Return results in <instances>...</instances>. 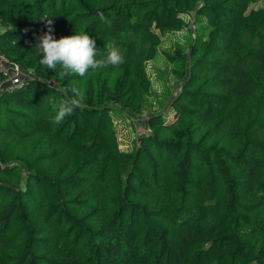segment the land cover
Returning <instances> with one entry per match:
<instances>
[{"label":"trees","instance_id":"obj_1","mask_svg":"<svg viewBox=\"0 0 264 264\" xmlns=\"http://www.w3.org/2000/svg\"><path fill=\"white\" fill-rule=\"evenodd\" d=\"M260 1L0 0V53L29 75H0V264H264ZM191 25L174 122L122 150L115 113L144 112L149 62ZM49 27L124 62L61 78L35 48ZM72 88L83 108L53 124Z\"/></svg>","mask_w":264,"mask_h":264},{"label":"rangeland","instance_id":"obj_2","mask_svg":"<svg viewBox=\"0 0 264 264\" xmlns=\"http://www.w3.org/2000/svg\"><path fill=\"white\" fill-rule=\"evenodd\" d=\"M264 4L261 0L257 5ZM190 20L192 16H189ZM0 28V32H1ZM194 38L193 25L182 33L173 34L164 38L160 51L156 58L149 62L147 69L152 79L154 94L148 99L147 107L141 115L130 116L125 113H115L118 123V142L122 150L133 152L139 144V135L150 133L148 118L152 114L162 113L168 122H174L175 112L171 108V102L178 92L180 79L175 72L179 71L183 76L188 71V63L178 57L189 52V46ZM168 52L172 59L164 55ZM177 57V59H175ZM29 75L26 76L25 81Z\"/></svg>","mask_w":264,"mask_h":264},{"label":"clouds","instance_id":"obj_3","mask_svg":"<svg viewBox=\"0 0 264 264\" xmlns=\"http://www.w3.org/2000/svg\"><path fill=\"white\" fill-rule=\"evenodd\" d=\"M101 20H105L102 13ZM51 25V19H45ZM52 29L40 37V42L35 46L41 54L39 63L47 66L48 69L56 70L59 66L58 75L63 78L71 74L84 77L89 70L93 72L108 65L118 67L124 62V56L119 47L112 42L105 43L106 56L97 58L99 50L96 42L85 31L76 35L61 37L56 40L52 36ZM14 44L17 41H13ZM72 95L62 101L56 108L52 118L53 124H60L64 119L73 113L75 109L83 108V96L80 90L72 88Z\"/></svg>","mask_w":264,"mask_h":264},{"label":"built area","instance_id":"obj_4","mask_svg":"<svg viewBox=\"0 0 264 264\" xmlns=\"http://www.w3.org/2000/svg\"><path fill=\"white\" fill-rule=\"evenodd\" d=\"M0 28H2L0 26ZM0 75L6 76L9 88H15L25 82L26 75L23 74L19 66L10 64L6 57L0 53ZM51 85H56L55 82H49ZM150 131V130H149ZM148 135V133H143Z\"/></svg>","mask_w":264,"mask_h":264}]
</instances>
